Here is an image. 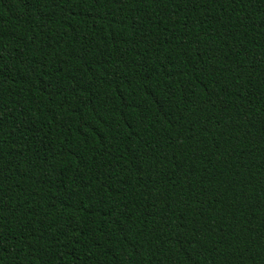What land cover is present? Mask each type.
<instances>
[{
  "label": "trees",
  "instance_id": "obj_1",
  "mask_svg": "<svg viewBox=\"0 0 264 264\" xmlns=\"http://www.w3.org/2000/svg\"><path fill=\"white\" fill-rule=\"evenodd\" d=\"M0 264H264V0H0Z\"/></svg>",
  "mask_w": 264,
  "mask_h": 264
}]
</instances>
